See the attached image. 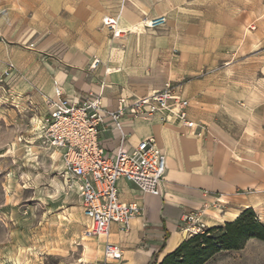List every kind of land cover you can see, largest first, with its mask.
I'll list each match as a JSON object with an SVG mask.
<instances>
[{"label":"rangeland","instance_id":"1","mask_svg":"<svg viewBox=\"0 0 264 264\" xmlns=\"http://www.w3.org/2000/svg\"><path fill=\"white\" fill-rule=\"evenodd\" d=\"M126 1L0 0V264H123L107 260L104 238L84 236L78 183L61 172L41 127L61 68L108 47L113 35L104 20L118 19ZM166 17L164 29H140L173 34L172 58H183L179 75L164 68L173 75L163 88L183 90L203 136L221 142L234 165L259 180L243 191L253 208L242 212L252 209L264 225V0H189ZM218 199L204 212L208 229L233 222ZM205 264H264V240Z\"/></svg>","mask_w":264,"mask_h":264},{"label":"crops","instance_id":"2","mask_svg":"<svg viewBox=\"0 0 264 264\" xmlns=\"http://www.w3.org/2000/svg\"><path fill=\"white\" fill-rule=\"evenodd\" d=\"M185 3L189 0H127L118 18L120 35L114 36L107 27L113 35L107 48L92 50V53L76 52L84 56L71 57L61 68L57 86L60 90L56 96L82 100L90 94H102L105 107L114 108L120 96L143 97L164 89L174 71L179 75L183 58L179 55L175 61L172 58L173 34L148 33L140 30L139 24L149 18L173 15ZM135 24L139 25L136 29L132 28ZM166 67L172 70V75ZM194 67L187 70L194 72ZM189 115L194 120L191 111ZM122 127L128 136L125 143L128 150L154 138L167 156V170L158 196L141 192L125 179L118 182L122 202L138 201L144 207L143 214L132 221L128 233H123L117 224L111 227L108 239L121 248L123 264H151L155 259L161 262L188 238L183 231L185 216L195 210L210 214L218 197L224 202L225 221H234L244 208H253L250 204L253 197L243 191L256 188L259 180L239 170L221 142L199 136V130L193 134L175 120L162 123L157 118L125 117ZM121 138V132L107 119L100 133L106 151L114 155Z\"/></svg>","mask_w":264,"mask_h":264},{"label":"built area","instance_id":"3","mask_svg":"<svg viewBox=\"0 0 264 264\" xmlns=\"http://www.w3.org/2000/svg\"><path fill=\"white\" fill-rule=\"evenodd\" d=\"M118 23L114 17L104 20L114 36L121 33ZM166 25V16L141 23L142 28L150 30ZM46 103L49 113L41 127V138H45L60 156L61 172L78 183L86 217L84 236L104 238L107 260H122L121 248L108 239L111 227L117 224L123 233H128L132 221L143 214L144 207L138 201L122 202L118 182L125 179L141 192L158 196L167 170V156L154 138L140 142L133 150L125 147L128 136L123 132L122 120L125 117L157 118L162 123L175 120L193 134L199 130V136L205 129L190 118V101L182 90L170 83L143 97L120 96L114 108L105 107L102 94H90L82 100L58 96L47 99ZM107 119L122 134L114 155L106 151L100 141ZM203 216L204 210H195L185 216L183 231L188 238L203 234L209 228Z\"/></svg>","mask_w":264,"mask_h":264},{"label":"trees","instance_id":"4","mask_svg":"<svg viewBox=\"0 0 264 264\" xmlns=\"http://www.w3.org/2000/svg\"><path fill=\"white\" fill-rule=\"evenodd\" d=\"M250 239L264 240V225L252 209L242 212L233 222L187 238L161 262L155 259L151 264H205L222 251L242 249Z\"/></svg>","mask_w":264,"mask_h":264},{"label":"bare ground","instance_id":"5","mask_svg":"<svg viewBox=\"0 0 264 264\" xmlns=\"http://www.w3.org/2000/svg\"><path fill=\"white\" fill-rule=\"evenodd\" d=\"M118 30H120V29H118ZM120 31H122V30H120ZM86 238H90V237H86ZM85 250H86V251H89V247L86 246V247H85Z\"/></svg>","mask_w":264,"mask_h":264}]
</instances>
